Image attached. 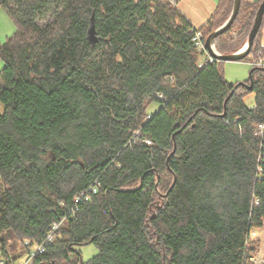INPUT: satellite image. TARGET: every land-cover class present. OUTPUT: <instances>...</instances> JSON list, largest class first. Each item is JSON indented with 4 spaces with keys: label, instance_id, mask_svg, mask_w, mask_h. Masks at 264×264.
Listing matches in <instances>:
<instances>
[{
    "label": "trees",
    "instance_id": "obj_1",
    "mask_svg": "<svg viewBox=\"0 0 264 264\" xmlns=\"http://www.w3.org/2000/svg\"><path fill=\"white\" fill-rule=\"evenodd\" d=\"M260 3L241 0L218 54L243 47ZM232 7L218 1L197 29L203 40ZM0 8L15 25L0 43L1 255L25 257L61 222L33 264H75L86 244L96 254L79 264H253L261 243L251 233L264 227V133L254 135L264 67H251L248 90L224 79L225 62L200 66L195 29L166 0ZM262 30L243 60H264Z\"/></svg>",
    "mask_w": 264,
    "mask_h": 264
},
{
    "label": "rangeland",
    "instance_id": "obj_2",
    "mask_svg": "<svg viewBox=\"0 0 264 264\" xmlns=\"http://www.w3.org/2000/svg\"><path fill=\"white\" fill-rule=\"evenodd\" d=\"M41 24L44 23V21L40 22ZM15 32V25L12 19L9 17L7 12L0 8V43L4 42L6 38L11 37ZM261 43L264 46V16H263V30H262V37H261ZM3 61L0 58V70L3 68ZM251 67L248 63V59L240 62H225L223 65V77L228 83H241L245 81L248 77L249 71ZM245 103L251 107L253 105V94L248 95L245 98ZM159 108V105L156 102H152L147 107L148 112H154ZM3 113V106L0 104V114ZM257 239L260 241V247L258 250V255L261 257V259H264V229L263 232L258 233ZM77 252L79 253V256L75 253L71 254V258H75L76 262L75 264H79L77 262V259L79 258L82 263H86L90 258H92L96 254V248L93 244H86L79 247H76ZM257 255V256H258ZM262 259V263L264 264V260Z\"/></svg>",
    "mask_w": 264,
    "mask_h": 264
},
{
    "label": "water",
    "instance_id": "obj_3",
    "mask_svg": "<svg viewBox=\"0 0 264 264\" xmlns=\"http://www.w3.org/2000/svg\"><path fill=\"white\" fill-rule=\"evenodd\" d=\"M241 0H233V7L230 16L228 19L216 30H214L212 33H210L205 41L204 45L205 48L207 49L210 57L213 59V61H222V62H238L243 60L251 50V47L253 45L254 39L261 27V24L263 22V16H264V0L261 1L259 4L255 17H254V22L252 25V28L248 34V37L243 45V47L238 50L237 52L230 54V55H220L216 52L215 50V40L216 38L226 32L229 28V26L233 23L234 19L236 18L239 7H240ZM93 34L89 37V40L92 41ZM243 86L247 87L248 90L252 89V81L250 80V85H246L245 83L241 82Z\"/></svg>",
    "mask_w": 264,
    "mask_h": 264
},
{
    "label": "built area",
    "instance_id": "obj_4",
    "mask_svg": "<svg viewBox=\"0 0 264 264\" xmlns=\"http://www.w3.org/2000/svg\"><path fill=\"white\" fill-rule=\"evenodd\" d=\"M166 1H168L172 4L177 3V0H166ZM204 41L205 40H203L202 33L200 31H198L197 29H195L193 31V36H192L191 42H192L193 46L196 48V50L199 53H201V56L204 57V61H202L200 63V66L206 61L207 62L213 61V59L210 57L207 49L205 48ZM252 66L264 67V60L259 59L257 62L252 63ZM263 133H264V123L258 124L257 127L255 128L254 135L257 137H261L263 135ZM95 192H96V189L92 188L91 194H94ZM86 199H88V196H85V200ZM60 225H61V222L52 224V226H51L49 232L47 233V235L45 236L43 242L41 244H39L37 247H35L34 249H31L29 251V253L21 259L9 262L1 255V252H0V264H33V259L36 256V254L43 252V250H44L43 245L45 243H50L53 241L55 233L59 229ZM263 229H264V227H262L261 229H258V230H254L251 233V238L257 239V235H258L259 231L263 232ZM257 255H258V253L256 255H254L253 257H251L249 259V261L253 264H261L263 258L261 259V257L259 256L260 254L258 256Z\"/></svg>",
    "mask_w": 264,
    "mask_h": 264
},
{
    "label": "crops",
    "instance_id": "obj_5",
    "mask_svg": "<svg viewBox=\"0 0 264 264\" xmlns=\"http://www.w3.org/2000/svg\"><path fill=\"white\" fill-rule=\"evenodd\" d=\"M218 1L219 0H177L176 7L189 21L191 26L194 29H198L209 19V17L215 11ZM243 1L246 3H254L262 0H243ZM202 61H204V57H200L199 62L201 63ZM248 63L250 67H252V63L250 62Z\"/></svg>",
    "mask_w": 264,
    "mask_h": 264
}]
</instances>
